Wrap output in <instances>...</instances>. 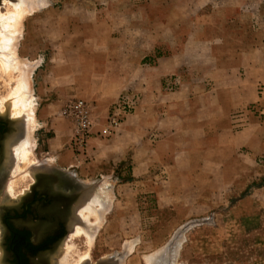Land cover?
<instances>
[{
	"label": "rangeland",
	"instance_id": "rangeland-1",
	"mask_svg": "<svg viewBox=\"0 0 264 264\" xmlns=\"http://www.w3.org/2000/svg\"><path fill=\"white\" fill-rule=\"evenodd\" d=\"M16 3L19 0H2L0 14H6ZM23 3L27 11L19 24L20 31L13 36L14 48L9 49L11 53L4 51L9 52L8 55L0 53V59L5 57L10 61L8 69L0 64V113L16 119L22 125L24 136L8 144L9 172L4 194L16 197L29 190L35 181L33 170L38 168H59L69 172L75 181L89 186L83 190L81 200L78 199L68 238L56 256L57 264L63 261V264H101L104 260L107 262L104 264H264V188L256 191L257 187H264V175H257L239 188H227L228 183H235L234 179L238 180L245 172L260 171L264 167V154L259 157L261 168L245 164L228 172L217 169L211 187L208 174L188 172L158 171L134 182L136 177L131 173L129 155L121 160L108 157L124 150L128 136L114 145H99L97 155L89 153L87 148L91 136L102 135L101 139L110 136L103 135L99 129L98 133L91 132L95 121L98 124L105 119L107 130L115 132L136 111L141 93L127 84L131 78L142 82L147 72L141 67L148 68V75H151L150 69L157 61H98L96 69L110 70V74L90 76L81 83L80 89L68 92V66L52 55L53 43L67 38L66 19H57L59 16L53 13L49 15L51 9L68 0H26ZM153 3L160 4V0H153ZM252 3L256 4L257 0ZM214 4L220 1L214 0L206 8ZM170 15L171 20L177 19ZM249 33L252 34V30ZM214 35L216 31L212 37ZM174 47L177 48V44ZM215 47L224 56L227 52H247L252 45L219 43ZM247 62L252 74L248 77L246 91L237 98L245 102L251 100V83L256 78L259 81L255 89L257 98L234 115L246 114L253 122L263 123L264 61H257L254 56ZM131 65L136 66L133 67L135 76L121 78L116 75L128 72ZM23 80L29 85L27 97L32 102L34 126L30 125L28 112L15 116L11 104H3ZM178 86L177 75L164 80L167 92H175ZM118 94L119 99L113 102ZM128 98L135 101L134 108L121 114L119 122L112 125L114 107ZM80 99L86 103L90 119L88 143L83 149L73 143L75 126L67 110L68 103ZM109 102L113 103L107 117L103 118V108ZM262 136L264 138V132ZM21 141L24 144L28 141L29 148L33 144L28 154L30 162L18 155L22 145H17ZM57 151L63 156L62 160L55 158ZM202 182L207 184L198 190L196 186ZM104 190L106 193L102 192ZM77 191L81 190L77 188ZM245 196L246 200L238 202ZM254 197L260 199L254 201ZM79 226L90 230L91 242L84 233H76Z\"/></svg>",
	"mask_w": 264,
	"mask_h": 264
},
{
	"label": "crops",
	"instance_id": "crops-1",
	"mask_svg": "<svg viewBox=\"0 0 264 264\" xmlns=\"http://www.w3.org/2000/svg\"><path fill=\"white\" fill-rule=\"evenodd\" d=\"M212 1L68 0L50 10V16L53 13L57 19H66L67 38L53 43L52 55L68 66V92L80 89L90 76L109 73L96 69L98 61H157L151 75L148 68L141 67L147 72L142 82L131 78L127 84L141 93L136 111L115 132L107 130L105 119L98 124L95 121L91 132L99 129L110 136H91L87 148L97 155L99 145H114L128 136L124 150L118 153L113 149L108 157L121 160L129 155L134 182L158 171L188 172L208 174L211 187L217 169L228 172L245 164L262 167L259 157L264 154V122L234 113L257 98V78L251 83V100L245 102L237 95L246 91L252 74L247 61L254 56L264 61V0L260 4L259 0L256 4L254 0H218L220 4L206 8ZM170 14L177 19L171 20ZM219 43L251 44L252 48L223 56L215 47ZM133 67L127 74L116 75L133 77ZM173 75L178 76L179 86L175 92H167L164 80ZM113 102L104 106L103 118ZM254 107L259 110L258 105ZM55 158L62 160L63 156L57 151ZM245 173L227 188H239L264 175V167ZM206 184L198 183L196 188L203 189ZM258 199L254 197V201Z\"/></svg>",
	"mask_w": 264,
	"mask_h": 264
},
{
	"label": "flooded vegetation",
	"instance_id": "flooded-vegetation-1",
	"mask_svg": "<svg viewBox=\"0 0 264 264\" xmlns=\"http://www.w3.org/2000/svg\"><path fill=\"white\" fill-rule=\"evenodd\" d=\"M21 132L16 119L0 113V264H57L79 193L74 178L53 167L35 170V181L25 193L4 194L9 172L6 150Z\"/></svg>",
	"mask_w": 264,
	"mask_h": 264
},
{
	"label": "bare ground",
	"instance_id": "bare-ground-1",
	"mask_svg": "<svg viewBox=\"0 0 264 264\" xmlns=\"http://www.w3.org/2000/svg\"><path fill=\"white\" fill-rule=\"evenodd\" d=\"M40 1V0H39ZM21 2V3H20ZM23 2H25L26 3V0H19V3H16V4H14V6H13V9L11 8V10H9V11H6V14H4V15H1L0 14V28H1V30H0V53H2V54H5V55H8L9 54V52H10V50L9 49H12V48H14V47H12L13 46V44H14V42L16 41H12V40H14L13 39V36H14V34L16 33H18L20 30H19V24H20V22H21V20L23 19V17L25 16V13H26V9L23 7V5H24V3ZM12 3H15V1L13 2L12 1ZM44 3V2H43ZM16 31H18V32H16ZM16 36V35H15ZM14 38H16V37H14ZM9 51L8 53H6V52H4V51ZM4 52V53H3ZM12 52V51H11ZM10 52V53H11ZM13 52H14V50H13ZM14 54H15V52H14ZM10 56V55H9ZM0 57H1V55H0ZM9 58V57H8ZM5 59V57L3 58V59H0V64H1V66L2 67H4V68H7L8 66L10 67V61H8V60H4ZM8 69V68H7ZM28 90H29V85H28V83L27 82H25V80H23V81H19L18 83H17V85H16V87H15V89L14 90H12V93L9 95V97H8V100L7 99H5L4 100V102H3V104H6V103H9L8 105H10L11 106V108H12V111L14 112V115L15 116H21L22 115V113H24V112H28V115H29V118H30V125H32L33 124V109L31 108V101L29 102L28 101V97H27V94H28ZM29 125V126H30ZM36 125V124H35ZM33 126H34V124H33ZM28 130H29V128H28ZM34 130V129H33ZM24 133V132H23ZM31 133V132H30ZM22 136H23V134H22ZM24 137V136H23ZM22 137V138H23ZM21 138V139H22ZM24 141H25V139H23ZM22 143H23V141H21ZM28 142V141H27ZM27 142L23 145L22 143H20L19 145H17V146H21L22 145V150H20L21 151V153H18V155L20 156V158L21 159H23L24 161H28L29 160V158H28V154L30 153V151L32 152V150H30L31 149V147L33 146V144L32 145H30L31 147L29 148V146H28V144H27ZM7 143V142H6ZM28 146V147H27ZM15 147H16V144H15ZM7 148V147H6ZM17 149V148H16ZM15 149V150H16ZM33 149V148H32ZM7 151V150H6ZM8 153V152H7ZM15 155V154H14ZM18 157V156H17ZM19 158V157H18ZM17 158V159H18ZM29 162H30V160H29ZM33 168V167H32ZM36 168V167H35ZM34 168V169H35ZM20 171H22V170H20ZM24 171V170H23ZM39 171V170H38ZM33 172H34V170H33ZM14 173H16V172H14ZM19 173V172H18ZM12 184V183H11ZM11 184H9V185H11ZM14 184V183H13ZM4 188V187H3ZM12 188V185H11V187H10V189ZM5 190H6V188H5ZM12 191H13V189H11ZM10 191V190H9ZM11 192V191H10ZM101 192V191H100ZM103 193L105 192V190L104 191H102ZM98 193V192H97ZM102 193V194H103ZM106 193V192H105ZM1 194V193H0ZM9 194V193H8ZM99 194V193H98ZM105 195V194H104ZM76 197V196H75ZM80 199V198H79ZM83 200V199H82ZM80 202V201H79ZM85 202H86V200H85ZM88 203V202H87ZM86 203V204H87ZM81 204H82V202H81ZM83 204H85V203H83ZM85 204V206H87ZM80 207H82V205H80ZM79 207V208H80ZM83 208V207H82ZM85 208V207H84ZM81 209V208H80ZM90 210H91V208H90ZM84 215V214H83ZM82 215V216H83ZM85 222V221H84ZM78 226V225H77ZM89 228V227H88ZM87 228V229H88ZM89 231V232H88ZM84 230L82 227H77V230H76V233L77 234H81V233H84L86 236H87V238L89 239V241L91 242V237H90V235H89V233H90V230ZM79 236V235H78ZM83 260V259H82ZM64 263V261L62 262V264ZM78 263V262H77Z\"/></svg>",
	"mask_w": 264,
	"mask_h": 264
},
{
	"label": "built area",
	"instance_id": "built-area-1",
	"mask_svg": "<svg viewBox=\"0 0 264 264\" xmlns=\"http://www.w3.org/2000/svg\"><path fill=\"white\" fill-rule=\"evenodd\" d=\"M134 103V100L128 98V100L125 99L115 106L111 124H117L119 122L120 115L126 113L131 108H134ZM86 107V103L81 99L72 101L68 103L67 106L68 116L72 117L75 126L73 143L78 148L82 149L88 143V137L90 133V119L88 109Z\"/></svg>",
	"mask_w": 264,
	"mask_h": 264
},
{
	"label": "water",
	"instance_id": "water-1",
	"mask_svg": "<svg viewBox=\"0 0 264 264\" xmlns=\"http://www.w3.org/2000/svg\"><path fill=\"white\" fill-rule=\"evenodd\" d=\"M69 173V172H68ZM72 184L76 187V188H78V189H80L81 191H79V194H77L78 195V198H80V196L82 195V192H83V190H86V188H89V186H87V185H84V184H81V183H79V182H77V181H75V182H72ZM81 200V199H80ZM104 263H107L105 260L103 261V262H101V264H104Z\"/></svg>",
	"mask_w": 264,
	"mask_h": 264
}]
</instances>
